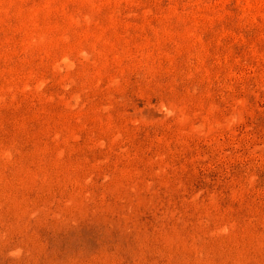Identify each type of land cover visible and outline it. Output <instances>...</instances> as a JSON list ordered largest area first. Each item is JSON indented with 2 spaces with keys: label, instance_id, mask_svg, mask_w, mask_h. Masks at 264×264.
<instances>
[{
  "label": "rangeland",
  "instance_id": "374dc122",
  "mask_svg": "<svg viewBox=\"0 0 264 264\" xmlns=\"http://www.w3.org/2000/svg\"><path fill=\"white\" fill-rule=\"evenodd\" d=\"M0 264H264V0H0Z\"/></svg>",
  "mask_w": 264,
  "mask_h": 264
}]
</instances>
